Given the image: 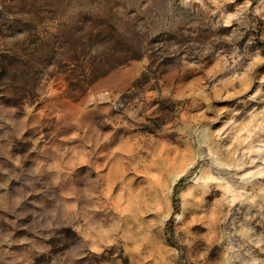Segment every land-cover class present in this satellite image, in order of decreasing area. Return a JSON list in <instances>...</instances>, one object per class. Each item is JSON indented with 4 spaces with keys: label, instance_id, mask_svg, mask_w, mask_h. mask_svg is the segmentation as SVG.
Here are the masks:
<instances>
[{
    "label": "rangeland",
    "instance_id": "rangeland-1",
    "mask_svg": "<svg viewBox=\"0 0 264 264\" xmlns=\"http://www.w3.org/2000/svg\"><path fill=\"white\" fill-rule=\"evenodd\" d=\"M0 264H264V0H0Z\"/></svg>",
    "mask_w": 264,
    "mask_h": 264
},
{
    "label": "trees",
    "instance_id": "trees-1",
    "mask_svg": "<svg viewBox=\"0 0 264 264\" xmlns=\"http://www.w3.org/2000/svg\"><path fill=\"white\" fill-rule=\"evenodd\" d=\"M177 204H178V202H177V198L175 197V198H174V209H175V211L178 210ZM171 224H172V220H171V222H170V227H168V231H171V229H172Z\"/></svg>",
    "mask_w": 264,
    "mask_h": 264
}]
</instances>
